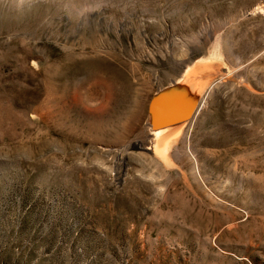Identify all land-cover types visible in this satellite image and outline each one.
<instances>
[{
	"label": "rangeland",
	"instance_id": "374dc122",
	"mask_svg": "<svg viewBox=\"0 0 264 264\" xmlns=\"http://www.w3.org/2000/svg\"><path fill=\"white\" fill-rule=\"evenodd\" d=\"M0 264H264V0H0Z\"/></svg>",
	"mask_w": 264,
	"mask_h": 264
},
{
	"label": "bare ground",
	"instance_id": "6f19581e",
	"mask_svg": "<svg viewBox=\"0 0 264 264\" xmlns=\"http://www.w3.org/2000/svg\"><path fill=\"white\" fill-rule=\"evenodd\" d=\"M179 85V84H178ZM180 90H181V93H182V97L183 99L187 100L188 103L190 101L191 102H194L196 100V93H193V91L191 90V88H189L188 86H185V85H179L178 87ZM162 92V90H161ZM160 92V93H161ZM168 92V91H167ZM196 92V91H194ZM198 93V92H197ZM158 95V94H157ZM169 95V94H168ZM178 95H181V94H178ZM199 96V95H198ZM167 97V96H166ZM165 97V98H166ZM170 97V96H169ZM181 97V96H180ZM153 98V97H152ZM155 98V97H154ZM153 98V99H154ZM159 100V99H158ZM198 100V98H197ZM186 101V102H187ZM152 102V101H151ZM184 102V101H183ZM185 102V103H186ZM198 102V101H197ZM154 103V102H153ZM152 103V105H153ZM189 103V105H190ZM150 105V104H149ZM158 105V104H157ZM197 106V105H196ZM196 106H195V109H196ZM149 107V106H148ZM158 107V106H157ZM180 107V106H179ZM192 107V106H191ZM154 108V107H153ZM164 108V107H163ZM156 109V108H155ZM173 109V107H172ZM187 109V107H186ZM161 110H163L161 108ZM188 110V109H187ZM171 111V110H169ZM189 111H192V110H188V113H192V112H189ZM151 112V111H150ZM154 112V111H153ZM161 112V111H158V113ZM178 112H179V109H178ZM186 112V111H185ZM193 114V113H192ZM155 115V114H154ZM173 115V114H172ZM186 115V114H185ZM188 115V114H187ZM189 117L187 116L186 118H183L181 120H178L176 122V125L173 126V128L171 129V132L167 134V131H169V126H166L165 124H163L162 126H159L157 127L156 129H154L152 132H151V138L152 141L150 140V149L153 150L154 153L160 155L161 157H163L164 159H168V154L170 153L169 152V147L171 146L172 143H176V141L178 140V137H179V133L181 131V127L182 125L186 122V120L188 119ZM191 118H193L191 116ZM162 120V119H161ZM191 121V120H190ZM188 123V122H187ZM164 131V132H163ZM183 132V131H182ZM182 134V133H181ZM165 137V138H164ZM142 143V142H141ZM174 143V144H175ZM169 152V153H168ZM170 156V155H169ZM170 158V157H169ZM162 160V159H161Z\"/></svg>",
	"mask_w": 264,
	"mask_h": 264
},
{
	"label": "water",
	"instance_id": "95a60500",
	"mask_svg": "<svg viewBox=\"0 0 264 264\" xmlns=\"http://www.w3.org/2000/svg\"><path fill=\"white\" fill-rule=\"evenodd\" d=\"M128 148H131L133 150H141L144 149L142 145L138 143H132L131 145L128 146Z\"/></svg>",
	"mask_w": 264,
	"mask_h": 264
}]
</instances>
